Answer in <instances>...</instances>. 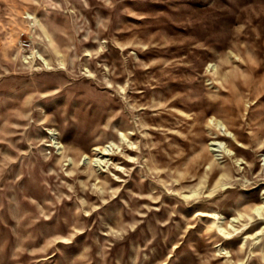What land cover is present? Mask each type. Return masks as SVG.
I'll use <instances>...</instances> for the list:
<instances>
[{"label": "rangeland", "instance_id": "1", "mask_svg": "<svg viewBox=\"0 0 264 264\" xmlns=\"http://www.w3.org/2000/svg\"><path fill=\"white\" fill-rule=\"evenodd\" d=\"M0 264H264V0H0Z\"/></svg>", "mask_w": 264, "mask_h": 264}, {"label": "bare ground", "instance_id": "2", "mask_svg": "<svg viewBox=\"0 0 264 264\" xmlns=\"http://www.w3.org/2000/svg\"><path fill=\"white\" fill-rule=\"evenodd\" d=\"M209 145L211 146L210 150L213 152H219L220 149H223L222 145L220 143H217V142H211ZM234 221H235V219H233V222Z\"/></svg>", "mask_w": 264, "mask_h": 264}]
</instances>
